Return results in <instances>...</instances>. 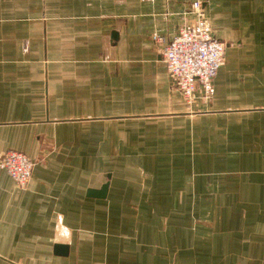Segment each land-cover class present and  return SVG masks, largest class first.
<instances>
[{
	"label": "crops",
	"instance_id": "obj_1",
	"mask_svg": "<svg viewBox=\"0 0 264 264\" xmlns=\"http://www.w3.org/2000/svg\"><path fill=\"white\" fill-rule=\"evenodd\" d=\"M202 1L188 105L156 36L192 0H0V156L35 161L0 166V264H264V0Z\"/></svg>",
	"mask_w": 264,
	"mask_h": 264
},
{
	"label": "built area",
	"instance_id": "obj_2",
	"mask_svg": "<svg viewBox=\"0 0 264 264\" xmlns=\"http://www.w3.org/2000/svg\"><path fill=\"white\" fill-rule=\"evenodd\" d=\"M202 2L192 0V18H187L171 38L156 36L172 86L188 105L198 96L211 97L213 79L224 62L225 44L215 37ZM34 164L28 154L17 149H7L0 156V166L21 188L27 186Z\"/></svg>",
	"mask_w": 264,
	"mask_h": 264
},
{
	"label": "water",
	"instance_id": "obj_3",
	"mask_svg": "<svg viewBox=\"0 0 264 264\" xmlns=\"http://www.w3.org/2000/svg\"><path fill=\"white\" fill-rule=\"evenodd\" d=\"M106 187H107V184H104L102 186V188L97 192V194L100 195V196H104V194L106 192ZM58 247H60V246H58Z\"/></svg>",
	"mask_w": 264,
	"mask_h": 264
}]
</instances>
